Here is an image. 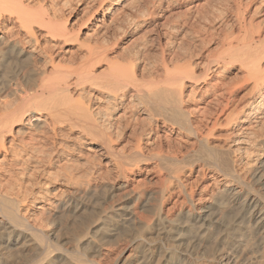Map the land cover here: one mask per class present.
<instances>
[{"label":"bare ground","instance_id":"6f19581e","mask_svg":"<svg viewBox=\"0 0 264 264\" xmlns=\"http://www.w3.org/2000/svg\"><path fill=\"white\" fill-rule=\"evenodd\" d=\"M40 1L0 0V264H264V0H234L200 72L177 51L187 20L163 24L183 14L168 0L143 14L134 0H80L69 22L63 0ZM130 26L154 33L157 57L123 47ZM233 63L240 76L207 80Z\"/></svg>","mask_w":264,"mask_h":264},{"label":"rangeland","instance_id":"374dc122","mask_svg":"<svg viewBox=\"0 0 264 264\" xmlns=\"http://www.w3.org/2000/svg\"><path fill=\"white\" fill-rule=\"evenodd\" d=\"M46 1V2H45ZM50 0H43V1H40L41 3H50L49 2ZM52 1V0H51ZM55 1V0H54ZM64 1V2H63ZM59 0V1H57L56 0V2H58V3H60V2H63V5L65 6V8L63 9V5H60V7L62 8V13L64 14V17L68 20V22L69 21H72V20H74L76 17H79L80 16V14L79 13H77V11H76V9L75 8H78L79 6H77L79 3L78 2H82V1H80V0ZM98 1V0H97ZM126 3L125 4H127V2L129 3H132L133 2V0H124ZM132 1V2H131ZM171 1H173V2H175V3H171ZM180 3H179V2ZM168 0V2L167 3H165V2H163V6H164V8L166 7V4L168 5V8L169 9H172V8H174L175 6H181L182 7V11H180L181 12V14L183 13L184 14V8L187 6V7H189V6H192L191 8H196V10L198 11V12H196V10L195 9H191L192 11H190V14H189V11H188V13H187V11H186V13L184 14L185 16H183V19H182V15H180V14H178L177 16L175 15V12L173 13L174 15H168L167 17H169V20H164V22H163V24H165L166 26H167V24L168 25H174V24H177V22L180 24V23H182L183 21H185V20H187L186 22H188V24H187V26H188V30H189V33H187V35L186 36H184L183 37V39L181 38V40H180V35H177L176 37L175 36H173V37H171V39H174V41L172 42V43H174V44H172L171 46L172 47H170V48H174L175 50H177L176 48H177V46H178V42L180 43V41H181V43H180V50H177L178 52H184L187 48H186V46L188 47V49H187V51H185V52H187V54H188V56L189 57H191V54H192V58L190 59V60H192V62H194L195 64H196V67H195V70H196V72H200V69H201V67L202 66H199L200 64L201 65H203L204 64V62H206L205 60H207V61H211V59L213 60V61H215L216 59H217V56L216 55H218L217 53H219L218 52V50H221L220 48H221V46H215V45H217L218 43V45H220V42H221V40H218L219 38L221 39L222 37H220L221 35L220 34H224L225 32H223V30H221L220 31V28H217V26H218V24L220 23V22H223V21H228V22H233L232 21V16H233V13H235L236 11L235 10H233L234 8H235V5H234V0H229V2H228V0ZM208 2V3H206V2ZM233 3H232V2ZM68 3V5H66V4H64V3ZM147 0H134V4L136 3V5H134L133 6V3H132V6L133 7H135V10L137 9H141V13L143 14V12H142V10H144V12H145V9H143V8H145V6L144 5H146L147 4ZM177 2V3H176ZM190 2V3H189ZM227 2V3H226ZM243 2V1H242ZM90 3L91 4H95L96 3V0H93V2H92V0H90ZM164 3H165V5H164ZM169 3V4H168ZM171 3V4H170ZM189 3V4H188ZM196 3H199L198 5H196V7H195V4ZM203 4L201 7H199V5L200 4ZM228 4V5H226V4ZM245 3L243 2V5H244ZM90 5V4H89ZM130 4H127V6H129ZM139 5V6H138ZM148 5V4H147ZM194 5V6H193ZM225 5V6H224ZM63 6V7H62ZM67 6H69L70 8H68ZM126 6V9H125V12H129V9L131 8V7H127ZM227 6V7H226ZM234 6V7H233ZM151 6H150V3H149V8H150ZM249 8L251 7V5H249L248 6ZM198 8V9H197ZM248 8V9H249ZM139 9V10H140ZM227 10V12H226V10ZM247 9V10H248ZM260 9V10H259ZM258 9V14L256 13V17H255V19H261L262 17L264 18V7H262V8H259ZM69 10V11H68ZM75 10V11H74ZM78 10V9H77ZM128 10V11H127ZM136 10V11H137ZM138 10V11H139ZM195 10V11H194ZM231 10H233V11H231ZM245 11V15L246 14H249L248 13V11ZM201 11V12H200ZM260 11V12H259ZM140 12V11H139ZM139 12H136V13H139ZM179 12V13H180ZM195 12V13H194ZM203 12V13H202ZM219 12V13H218ZM223 12V14H221V13ZM101 13V11H99V14ZM178 12H176V14H177ZM229 13V14H228ZM141 14V15H142ZM188 14V15H187ZM140 14H139V16H138V14H137V16L139 17V19H141L142 18V16H141ZM179 15H180V17H179ZM193 15V16H192ZM204 15V16H203ZM218 15V16H217ZM222 15V16H221ZM119 16H122V15H119ZM186 16H187V19H186ZM189 16H191L190 18H189ZM246 16H248V15H246ZM197 17V18H196ZM222 18L223 19V21H221L222 19H220V18ZM229 17V18H228ZM178 18H179V20H178ZM185 18V19H184ZM213 18V19H212ZM189 20V21H188ZM193 20V21H192ZM210 20H212V21H210ZM166 21H168V23L166 22ZM207 21V22H206ZM210 21V22H209ZM166 22V23H165ZM196 22V23H195ZM206 22V23H205ZM217 22V23H216ZM190 23H192V24H190ZM208 23V24H207ZM212 24V25H211ZM214 24V25H213ZM220 24H222V23H220ZM219 24V25H220ZM127 25V24H126ZM201 26V27H200ZM213 26V27H212ZM215 26H216V28H215ZM126 27V26H125ZM140 27V28H139ZM139 27H135V29H134V27L132 28L131 26H130V31L128 30V28H123V29H125V31L122 33L121 32V43H122V45H123V47H126L125 45H126V43H128L127 41H129V42H134V44H135V50L138 52V54L140 55H144V54H150L149 56H152V57H157V53L160 51L159 50V47L158 46H155V45H157L156 44V42L155 41H157L156 39V37H155V35H153L154 33L153 32H150V31H146L147 33H145L144 34V31H142V30H144L141 26H139ZM205 27H207V28H205ZM210 27V28H209ZM211 27H212V29H211ZM193 28V29H192ZM196 29V30H195ZM198 29L199 30H201V31H203V32H201L202 33V35H201V33L198 31ZM206 29V30H205ZM209 29V30H208ZM214 29H215V31H214ZM217 29H218V31H217ZM126 30L128 31V32H126ZM131 30H133V31H131ZM193 30V31H192ZM229 30V29H228ZM191 31V32H190ZM197 31V33H195ZM211 31L213 32V33H211ZM210 34H212V36H213V34H214V36L216 37H212L213 38V40H212V38H210L211 36L209 35V33ZM125 33V34H124ZM127 33H129V35H127ZM135 33V34H134ZM193 34H194V36H196L195 38H194V36H193ZM196 34V35H195ZM208 34V35H207ZM218 34H219V36H218ZM124 35V36H123ZM203 36V37H202ZM206 36V37H205ZM210 36V37H209ZM178 37V38H177ZM185 37H186V39H185ZM197 37H198V39H197ZM217 37H218V39H217ZM129 38V39H128ZM134 38V39H133ZM156 38V39H155ZM178 40H177V39ZM199 38H201L200 40H201V42H200V40H199ZM206 38V39H205ZM209 38V39H208ZM155 39V41H153ZM205 40L204 42H205V45H204V43L202 42V40ZM212 40L211 41V43H210V41L208 42V40ZM125 40V41H124ZM150 40V41H149ZM152 40V41H151ZM164 42V40H161V42ZM177 41V42H176ZM219 41V42H218ZM151 42H153V44L154 45H152L151 44ZM185 42V43H184ZM189 42H190V45H189ZM193 42V43H192ZM216 44H215V43ZM202 43V44H201ZM206 43H208L207 44V46H206ZM128 44H130V43H128ZM148 44V45H147ZM150 44V45H149ZM144 45H146V46H144ZM175 45H176V47H175ZM190 47H189V46ZM191 45H193V46H191ZM179 46H178V48H179ZM199 46V47H198ZM204 46V47H203ZM205 46H206V48H205ZM212 46V47H211ZM215 46V47H214ZM67 48L66 49H68V50H74L75 49V45H69V46H66ZM138 47H139V49H138ZM181 47H183L182 49H181ZM193 47V48H192ZM210 47V48H209ZM214 47V48H213ZM216 47H217V50H216ZM146 48V49H145ZM186 48V49H185ZM189 48H190V50L192 51H190L189 50ZM197 48V49H196ZM198 48H200V50L198 49ZM203 50H202V49ZM219 48V49H218ZM138 49V50H137ZM148 49V50H147ZM173 49V50H174ZM184 49V50H183ZM193 49V50H192ZM194 49H196L198 52H196V50H194ZM213 49H214V51H213ZM142 51V52H141ZM149 51V52H148ZM207 51H209L210 53H208L207 54ZM148 52V53H147ZM182 52V53H183ZM184 52V54H186ZM189 52V53H188ZM217 52V53H216ZM186 54V55H187ZM190 54V55H189ZM216 54V55H215ZM193 55L195 56V57H193ZM207 56V57H205V56ZM203 56V57H202ZM214 56H216V57H214ZM193 58H194V60H193ZM215 59V60H214ZM199 60V61H198ZM198 61V62H197ZM204 61V62H203ZM219 65V64H218ZM215 66V67H214ZM230 66V67H229ZM226 65V67H223V69H224V71H223V69L222 68H219L218 69V67L216 66V64L215 65H213L212 66V68L214 67L215 69L213 70L212 69V73L210 72V74H209V78L207 79L208 81H210L211 80V78L212 79H216V76L218 77V76H221V75H224L225 74V77L227 78V79H229V78H231V76L232 75H234V76H236L235 74H238V76H240L239 74H240V70H239V66H238V64L237 63H233V64H231V65ZM236 67V68H235ZM220 70V69H222V70H220V71H218V70ZM223 71V73H221ZM215 73V74H214ZM219 74V75H218ZM221 74V75H220ZM227 74H228V76H230V77H227ZM214 76V77H213ZM233 76V77H234ZM232 77V78H233ZM226 79V80H227ZM206 80V82H208ZM229 81H231L230 79L228 80V82ZM202 85H204L203 83H201V86ZM249 88H250V86L248 85L247 87H246V89L245 90H242L241 92H239L238 93V95L237 96H242L246 91H247V93H248V91H249ZM196 97H201L200 99H199V101L196 103L198 106H202V105H204V106H206V107H210V108H212V110L214 109V104L213 103H211V102H214V101H208V100H210L209 99V97H208V95H204V96H200L199 94H196L195 95ZM247 97H248V95H247ZM211 98V97H210ZM201 100V101H200ZM243 101L244 100H242V102H241V100L240 101H238V102H236V104L235 105H240V104H242L243 103ZM207 102V103H206ZM241 102V103H240ZM195 103V102H194ZM206 104V105H205ZM210 105V106H209ZM214 105V106H213ZM213 106V107H212ZM210 108L208 109V110H210ZM175 135H173V137H174ZM189 142V143H188ZM211 145L212 146H214V147H219V145H220V142L219 141H217V140H211ZM196 146L197 145H195L194 143H192V141L190 140V139H188L187 140V142H186V145H185V147H184V149H183V152H190L191 150H193V149H195L196 148ZM256 147H253L252 148V150L253 149H255ZM256 151L254 152V151H252V155L253 154H263V148H256L255 149ZM258 150V151H257ZM153 166V162H150V163H148V167L149 168H151ZM210 171V172H209ZM239 172H240V174L242 175V176H245L246 177V173H245V171H244V169H242V168H240L239 169ZM145 174V171H143L142 172V176ZM189 175H190V171L188 170V168H185V170H184V172H183V179H187L188 177H189ZM213 177H214V175H212V172H211V170H209V169H206V178H205V182H204V184H212V179H213ZM244 177V178H245ZM218 179V178H217ZM246 179V178H245ZM188 181H190V180H188ZM211 181V182H210ZM158 182H160L159 181V179L157 178V176H154L152 179H151V181H149V182H147V183H145V186L147 187V188H156L157 186H158ZM209 182V183H208ZM203 183V182H202ZM119 195V196H118ZM118 195H115V197H117L116 199H118V198H120V193H118ZM114 197V198H115ZM178 199V198H177ZM208 199H209V195H207V196H205L204 198H203V200H205V202H208ZM179 200H181L180 198H179ZM177 201L178 203H176V205H173V210H172V212H174V211H177V210H180V208L182 209H184L185 207H186V205H183L182 203L180 204V201ZM121 243V242H120ZM125 245V244H124ZM104 248H107V247H104ZM126 249H127V251H128V253L130 252V251H132V247L128 244V245H126ZM250 257V255L249 254H247V258H249ZM113 259H114V257L113 256H111V257H109V258H107V259H104V264H113L114 263V261H113Z\"/></svg>","mask_w":264,"mask_h":264}]
</instances>
